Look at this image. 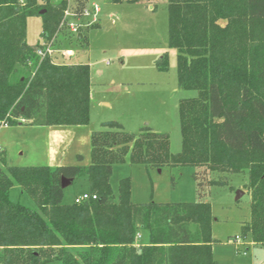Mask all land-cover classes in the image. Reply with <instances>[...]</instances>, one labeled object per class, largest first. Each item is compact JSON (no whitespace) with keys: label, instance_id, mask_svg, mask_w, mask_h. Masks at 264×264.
Instances as JSON below:
<instances>
[{"label":"trees","instance_id":"1","mask_svg":"<svg viewBox=\"0 0 264 264\" xmlns=\"http://www.w3.org/2000/svg\"><path fill=\"white\" fill-rule=\"evenodd\" d=\"M143 1L153 0H110ZM165 1L178 88L196 93L178 104L179 152H170L165 134L147 127L130 134L117 122L90 133L86 166L4 169L0 149V264H216L203 191L217 182L207 180V173H248L250 220L242 237L249 234L264 246V0ZM88 5L89 0H0V127L88 124L89 65L53 64L41 43L81 19ZM66 11L72 15L64 16ZM31 17L41 19L36 44L25 41ZM78 31L81 39L69 34L80 43L85 36ZM167 66L163 57L157 69ZM126 158L151 168L194 167L197 201L133 204L128 178L119 180L114 195L113 166ZM63 178L71 184L85 178L95 199L63 203ZM13 186L39 212L11 201ZM141 231L147 242L136 245ZM70 248L79 251L73 255Z\"/></svg>","mask_w":264,"mask_h":264},{"label":"rangeland","instance_id":"2","mask_svg":"<svg viewBox=\"0 0 264 264\" xmlns=\"http://www.w3.org/2000/svg\"><path fill=\"white\" fill-rule=\"evenodd\" d=\"M90 3L100 7L96 22H91V18L72 21L86 25L82 27L83 41L79 43L71 38L67 27L57 31L49 41H41L53 64L89 65L88 124L70 128L73 134L53 162L48 155L50 139L46 127L1 126L0 149L6 162L2 168L50 166L60 162L86 166L90 162V133L103 130L102 124L106 122H117L130 134L144 127L165 134L170 152H179L178 104L196 93L177 85V52L168 46L166 1L114 4L110 0H89ZM40 34L41 19L28 18L26 43L36 44ZM163 57L167 70L159 71L157 64ZM77 155L81 156L80 161ZM195 171L191 166L130 165L126 158L124 163L113 166L109 182L116 195L119 180L128 178L133 204L193 203L197 201ZM206 179L217 182L203 191V200L209 204L212 217L210 232L216 264H264V246L254 244L249 234L242 237V227L250 220L248 173H207ZM83 193H87V182L80 178L64 189L63 203L72 204ZM238 193L241 195L236 199ZM9 198L38 211L18 186L10 189ZM146 233L141 231L143 239L136 240V245L147 242ZM78 251L79 248L69 249L73 255Z\"/></svg>","mask_w":264,"mask_h":264},{"label":"crops","instance_id":"3","mask_svg":"<svg viewBox=\"0 0 264 264\" xmlns=\"http://www.w3.org/2000/svg\"><path fill=\"white\" fill-rule=\"evenodd\" d=\"M63 127L67 129H62ZM46 128L49 131L47 136L50 139L48 146V155L50 160L53 162L55 160V157H57L59 152L62 150L63 145L68 141V138L73 134V132L69 131L71 128L69 126H49ZM74 128H79V127H74ZM60 165H62V162L58 164H50V167L60 166ZM139 239L140 240L143 239L141 233L139 234Z\"/></svg>","mask_w":264,"mask_h":264},{"label":"built area","instance_id":"4","mask_svg":"<svg viewBox=\"0 0 264 264\" xmlns=\"http://www.w3.org/2000/svg\"><path fill=\"white\" fill-rule=\"evenodd\" d=\"M100 13V7L96 4V3H90L89 5V8H86L82 14V18H91V22L95 23L96 22V17L97 15ZM72 14L69 13L68 11L65 12V16L68 17V16H71ZM81 19H78V21H80ZM81 23V22H80ZM83 26H86L84 24H77V23H74V22H69L67 24V27L69 29V31L74 34V35H78L79 34V28L83 27ZM49 52V51H48ZM39 54L41 55H44V52H39ZM92 198V199H95V196H90L88 193H83L81 196L79 197H76L74 199V202L75 203H80V202H83L85 200H88L89 198ZM139 238V235L137 236Z\"/></svg>","mask_w":264,"mask_h":264},{"label":"water","instance_id":"5","mask_svg":"<svg viewBox=\"0 0 264 264\" xmlns=\"http://www.w3.org/2000/svg\"><path fill=\"white\" fill-rule=\"evenodd\" d=\"M42 13H43V12H40V14H42ZM78 39H81V35H78ZM71 183H72L71 180L63 178V179L61 180V187H62L63 189H65L66 187H68L69 185H71ZM240 195H241V194L238 193L236 199H238V198L240 197Z\"/></svg>","mask_w":264,"mask_h":264}]
</instances>
